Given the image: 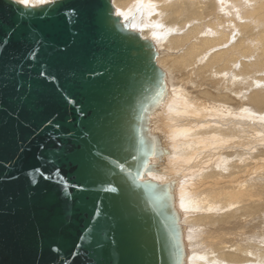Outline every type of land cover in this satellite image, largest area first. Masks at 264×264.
Wrapping results in <instances>:
<instances>
[{"label": "water", "instance_id": "obj_1", "mask_svg": "<svg viewBox=\"0 0 264 264\" xmlns=\"http://www.w3.org/2000/svg\"><path fill=\"white\" fill-rule=\"evenodd\" d=\"M160 76L112 0H0V264H177L140 179Z\"/></svg>", "mask_w": 264, "mask_h": 264}, {"label": "bare ground", "instance_id": "obj_2", "mask_svg": "<svg viewBox=\"0 0 264 264\" xmlns=\"http://www.w3.org/2000/svg\"><path fill=\"white\" fill-rule=\"evenodd\" d=\"M112 3L160 69L140 179L160 185L177 264H264V0Z\"/></svg>", "mask_w": 264, "mask_h": 264}, {"label": "snow or ice", "instance_id": "obj_3", "mask_svg": "<svg viewBox=\"0 0 264 264\" xmlns=\"http://www.w3.org/2000/svg\"><path fill=\"white\" fill-rule=\"evenodd\" d=\"M22 2H26V0H22ZM42 0H37V3H41ZM157 27H160V25H157Z\"/></svg>", "mask_w": 264, "mask_h": 264}]
</instances>
